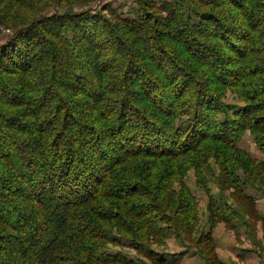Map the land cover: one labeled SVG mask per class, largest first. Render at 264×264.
I'll use <instances>...</instances> for the list:
<instances>
[{
    "label": "trees",
    "instance_id": "trees-1",
    "mask_svg": "<svg viewBox=\"0 0 264 264\" xmlns=\"http://www.w3.org/2000/svg\"><path fill=\"white\" fill-rule=\"evenodd\" d=\"M49 1L55 0H12L38 11L25 24L4 14V27L14 34L0 46V264H86L84 254L95 262H117L101 254L106 244H119L117 236L132 239L134 231L141 242L167 231L151 219L164 213L160 204L172 212L180 207V218L169 222L172 229H186L187 218L194 220L195 201L183 180L189 171L199 178L208 168L207 145H218L215 154H225L226 147L249 160L237 147L241 134L249 129L264 135V0L228 1L244 16L236 29L187 0L161 6L142 0L136 17L119 18L118 25L90 9L73 11L97 0H57L62 9L39 11ZM211 20L214 33L207 30ZM33 36L42 45L35 53ZM124 37L138 49L141 65ZM102 38L112 40L106 51L115 60L108 68L98 61ZM168 40H180L182 56L191 55L199 67L207 61L203 54L215 51L212 42H227L228 55L216 58L225 65L214 64L220 74L210 79L221 85L229 76L224 85L245 89L247 104L225 105L209 95L204 82L176 67L175 49L163 53L174 60L175 71L166 79L146 55L150 44L164 51L160 42ZM80 59L89 61L86 70L78 67ZM88 78L94 88L83 83ZM73 105L80 107L77 114ZM181 118L186 120L177 125ZM254 139L264 148V137ZM208 197L216 218L219 202ZM131 247L156 258L136 243Z\"/></svg>",
    "mask_w": 264,
    "mask_h": 264
},
{
    "label": "rangeland",
    "instance_id": "rangeland-1",
    "mask_svg": "<svg viewBox=\"0 0 264 264\" xmlns=\"http://www.w3.org/2000/svg\"><path fill=\"white\" fill-rule=\"evenodd\" d=\"M84 1L86 2L89 0ZM140 1L142 0H97L85 7L78 8L74 6L73 11L78 13L81 10L90 9L95 15H101L106 18V21L109 20L118 25L119 18L123 20L134 19V17H136ZM148 1L150 3H155L157 6H161L164 1L167 0ZM187 1L191 4L193 9H197L203 14L210 15L212 19H220L223 25L228 28L236 29L243 25L244 16L238 10L233 9L227 4L229 0ZM53 2L40 3L38 9L41 10L39 11H48L46 13L51 14L57 11V8L62 9V7H64L58 5L57 0ZM0 3V46H3L9 42V39L14 34L13 30L4 27V14H9L12 17L14 16L17 22L16 24H25L26 21L37 14L38 11L16 7V5L12 3V0H0ZM70 3L73 4L72 1L69 2L68 0V3H65V5ZM110 10L113 11L114 14H110ZM150 14L155 16L154 14L157 15L158 12L152 9L150 10ZM206 21L208 20H204V23H207ZM209 24L210 27L207 30L214 33L216 30L215 27H217L216 22L211 20ZM103 27H106V25ZM160 29L162 28L160 27ZM188 36L189 34L186 33L184 40L190 44L191 42H188ZM197 36L201 38L200 34H197ZM216 36L218 35L216 34ZM69 37H72L71 33ZM124 39L130 42L128 45L132 50L133 60L141 65L140 61L142 60L140 59L141 55L138 49L131 44V41L128 40L127 37H124ZM218 40L212 42L213 44L209 46L215 49L213 52L214 54L209 53L210 56L203 54L206 57L203 62H205V60L207 61L204 66L201 65L200 67L195 62L196 59H192L191 55L182 56L184 55V44L181 45L180 40L176 43L169 40L163 43L160 42L161 48H164V51L159 50L155 44H150L146 56L150 57L151 63H153L156 68L163 71L165 74L164 77L167 79L169 75L175 71L172 65L174 60L168 58V56L163 53L167 52L168 54H174L173 52L176 50L177 54H174L176 57V67L188 70V72L195 76L200 82H204L205 89H208L207 92L209 95L220 99L225 105L244 107L247 104V100L244 98L242 91L245 89L241 91L239 87H231L233 84L232 82L224 85L226 80H231L229 76H225V79L221 81V85H218V83L215 85L210 79V77L215 79L220 74L214 67V64H219L222 67L225 65L216 60L217 56L224 57L228 55L226 52L227 42L222 43L220 40L219 43ZM229 40L236 44L235 40L231 38H229ZM101 43L103 44V48L98 61L100 64L103 63L105 68H108V66L110 67L112 64V61L115 60L114 55L106 51L109 43H112V40L109 38L103 40L102 38ZM36 44H38V40L33 36L30 49L34 53L38 52L42 46L41 44ZM214 44L215 46H213ZM209 47L207 46V48ZM189 50L191 51L192 48L190 47ZM76 62L78 67H81L82 71L86 70L89 65V61H83L82 59ZM189 65L197 67L196 71L191 70ZM210 67H212V69ZM208 68L213 71V76L209 70L207 71ZM150 77L154 78V76ZM155 80L160 81V77L158 78L157 76ZM183 80H186L185 77ZM207 82H209V85ZM83 83H87L86 87H89L88 89L95 87L91 78L83 80ZM90 83H92V85H90ZM187 83L189 86H192L189 81ZM174 89L173 87L172 91H174ZM262 98L264 99V96H262ZM46 104H49L48 100ZM54 106H56V104H54ZM71 108H74L73 110L77 114L76 111H79L80 107L73 105ZM220 119L222 120L223 117L220 116ZM185 120L186 118H181L176 124L180 125L181 122ZM5 131L6 130H4V132ZM254 135H258L260 138L264 137L263 133L256 132L255 134L252 130L247 129L241 134L237 141L238 149L246 153L249 160L241 154H233L232 150L226 147L224 148L225 154H215L213 149L217 150L215 147L218 145L209 144L207 146L209 150L212 151L208 153L210 156L205 165L208 168L206 169L204 167V169H201V176L199 178L195 177L193 171H189L186 174L183 181L191 196L194 198L195 210L197 211V216L194 220L189 217L187 218L189 223L186 229H184L182 225L181 229H172L169 227L170 221L173 224L174 220L177 221L180 218L177 217L179 214H176V210L180 208L178 205L174 209L175 212H172V210L167 211L165 203L164 206L159 203L164 213H161V216L154 213L151 215V219L154 224L162 225L163 223L162 227H167L165 233L158 234L157 237L151 236L146 240H141V242L139 241V237H136L134 231L133 235L135 237L132 239L119 235L117 236L120 240L119 244L115 245L108 243L105 248L101 250V254L104 253L116 257L118 260L117 262H95L84 254V261L86 264H124L123 261L129 262L130 264H264V148L261 149L258 147ZM96 144L98 147L100 146V144ZM5 145L7 147L8 144L5 143ZM97 146L95 147L96 150H98ZM11 149V146L7 147V150ZM24 149L27 151L25 147ZM220 150L223 151L222 149ZM86 153L90 154V152ZM224 155H226V159H224ZM92 159L95 161V157L92 156ZM246 160L249 161L250 165L247 164L248 162ZM223 162L225 164L224 166ZM223 168H225V172H223ZM246 168L251 170L248 171ZM180 189V184L175 180L172 184V191L177 194L180 192ZM204 189H207L208 194H206ZM208 195L219 202V214L216 218H214V216L212 217L208 209ZM177 198L178 195L176 196V199ZM162 216L165 218L170 217V219L166 220L162 218ZM131 243H136L141 249L153 252L156 258L153 259L145 253L138 252L131 247Z\"/></svg>",
    "mask_w": 264,
    "mask_h": 264
}]
</instances>
